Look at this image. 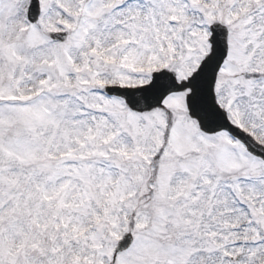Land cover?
<instances>
[{"label":"snow or ice","instance_id":"6c2138e0","mask_svg":"<svg viewBox=\"0 0 264 264\" xmlns=\"http://www.w3.org/2000/svg\"><path fill=\"white\" fill-rule=\"evenodd\" d=\"M0 264H264V0H0Z\"/></svg>","mask_w":264,"mask_h":264}]
</instances>
